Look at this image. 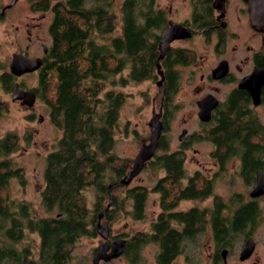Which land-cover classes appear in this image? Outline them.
<instances>
[{
    "label": "trees",
    "instance_id": "1",
    "mask_svg": "<svg viewBox=\"0 0 264 264\" xmlns=\"http://www.w3.org/2000/svg\"><path fill=\"white\" fill-rule=\"evenodd\" d=\"M156 1L121 0L117 4L116 0H64L53 4L49 26L51 43L42 55L37 84L30 88L47 105L49 119L61 133L46 155L41 191L43 211L53 214L37 216L31 204L10 199L9 179L17 177L22 184L25 180L24 170L7 159L20 148V137L7 131L0 137V190H3L0 192V264H26L30 247L19 245L31 232H36L40 238L38 264H67L76 240L94 232L88 222L90 210L84 195L90 187L94 189L96 199L93 211L102 208L108 216L109 209L103 205L107 198V183L111 180H107V173L113 169L115 179H120L125 171L123 165L114 166L119 157L113 147L120 107L126 95L110 86H125L128 81L139 83L154 78L159 33L166 25L165 14L156 6ZM117 24H120L119 32ZM172 56L169 53L163 61L167 71L174 61L183 62L187 58L180 54L173 60ZM4 68L0 61L3 70L0 81L3 89L9 91L16 81ZM126 68L129 72L124 76L122 73ZM175 74L171 73L169 86H165L167 112L177 87ZM1 105L0 116L6 109ZM227 120L228 123L224 120L216 131L218 148L239 140L245 147L243 168L250 172L256 168L264 171V146L251 142L249 133V137L242 133L260 134L258 125L245 124L240 119ZM22 140L29 144L26 135ZM154 164L164 167L172 177L170 188L161 190L170 197V189L184 173L182 160L160 157ZM199 179L202 177L197 175L195 182L191 181L187 189L179 192L178 198L204 199L210 196L213 182L204 178V182H200ZM200 185L203 186L201 189ZM117 186L120 184L116 183ZM146 192L137 187L129 193L135 201L133 216L136 218L143 216ZM214 201L211 215L214 239L216 243H222V204L220 199L214 198ZM251 212L252 206L246 207L238 213V220L248 217ZM238 227L237 224L233 226L235 234Z\"/></svg>",
    "mask_w": 264,
    "mask_h": 264
},
{
    "label": "flooded vegetation",
    "instance_id": "2",
    "mask_svg": "<svg viewBox=\"0 0 264 264\" xmlns=\"http://www.w3.org/2000/svg\"><path fill=\"white\" fill-rule=\"evenodd\" d=\"M26 1H28L29 3L31 11H39L41 13L36 19L32 18V28H37L38 25H40L39 21L41 19L43 20L48 15L51 14L53 17L52 6L47 3L49 2V0H46L47 2L45 4H42L37 0ZM173 1L174 0H172V2ZM18 2L19 0H11L9 4L4 5L0 12V16L5 12H8L9 8L15 6ZM172 2L167 6L168 9L161 8L156 4L160 9L163 10L165 14L166 25L164 28H166L169 25V21H171L173 24H180L188 29L190 32V36L180 40H173L170 43V48L166 51L164 57L159 61L164 76L161 85H158L160 74L157 72L155 59V76L154 78H150V80L155 79L156 74L159 76V78L155 80V84L161 90V97L159 100L158 110H153L155 112H159L160 109H162V114L160 117V120L162 122V133L156 149H158L159 147H164V145H166L167 143L165 134L168 129V125L166 123L168 112L166 110L167 106L164 103V91L165 86L167 84V86H169L171 73H176L175 75L177 78V87L172 97L178 91L181 71L179 67L190 68V78L194 82L191 88L192 95L194 103L197 107V117L199 120V125L202 127V129L195 132L193 135H188L189 133L187 128H183L182 130H185V135L181 139H179V135L181 134L182 130L178 135L179 148L170 150L169 146H167L168 150L161 153L160 155H155L154 153V155L144 164L143 168H145L148 164H154V159L157 157H161L163 158V160L172 158V160L174 161H176V158L179 157L182 160V168L184 170V152L191 142V140H188L189 142L187 141V143L185 138L189 137L190 139L191 137H193V141H208L213 145V149L210 152V155L214 160L218 162L217 164L220 166L218 168L222 172L228 170L226 165L228 164L230 159L237 161L238 168L236 170H238L239 174L243 178L244 182L248 185L249 189H247L245 191V194H243L242 196L237 194V198L235 199L236 201L232 205L233 207H229L228 203H226L225 201H221V215L224 223V231L222 243H216L214 239L211 216L213 206L203 208L193 207L187 210L176 209L180 201L191 199L178 198V196L181 190L187 189L190 186L191 181L195 182V178L197 175L201 176L198 170L193 172V174L189 176H187L184 171L183 176L177 178L176 185L178 186V189L176 191H178V194H171V192V196L169 195L170 197H168L165 193L167 188L166 184H169L172 181V177H170L171 175L166 172V169L164 167L159 166L165 171V175L160 177L149 191L140 184H135L132 186L129 185L136 176L127 185H124L120 182V180L127 174V172L131 170V166L130 169H125L124 175L121 176L120 179L114 178L107 183V196H109L110 192L116 188V183H119L120 186L117 187L124 188L125 197L121 200H119V198L117 199L116 197L114 198V196L108 197L109 201L104 205L105 208L109 209L107 217L105 216L104 212H99L96 216L95 222V216H90V213L88 215V222L90 223L92 228H94L93 235L97 234L102 239L94 249L92 258L97 255L99 249L98 247L100 244L104 243L105 245H107V253H109L113 247L114 242L121 240L123 241V244L120 246L122 251L118 256L113 257L109 260H100L99 264H101L102 262H109L113 259L124 256L128 258L131 263H134L137 260L139 261V258L141 257V249H143L144 245L149 243L157 245V252L155 254L156 264H174V262L180 257L183 258L185 264H200L199 260L195 258V254H193L191 246L193 242H195L196 236L201 234L206 235V240L203 243L205 244V248L209 247L211 250V253L207 256L206 264H224L222 258L223 251L226 254L225 258L227 264V256L233 245V239L235 235L233 226H236V224L239 226L235 231L236 234H243V241L240 246L238 259L242 262H247L253 257V254L256 251L255 248L257 246V241L253 228L255 223L259 219L260 207L258 204L259 201L264 197V193L256 197L252 196L251 193L257 184V173H261L264 182V171L260 168H256L253 170V172H250L249 170L246 171L243 168L244 165L242 156L245 154V147L243 142L241 143V141L236 140L232 144L229 142L218 148V134L216 131L222 123H224L225 121L228 123L227 119H240L245 124L255 123L258 125L260 134L256 133L253 135V132L250 133L247 131H242V133H246V135L249 133L250 135H248L250 137L248 135L247 136L249 137V140L251 142L257 145L264 146V111L261 114L258 110L259 107L264 105V25L262 29L259 30L254 29L250 25V16L248 13L247 4L244 0H222L216 2L215 4L214 0H180L178 2L179 5L175 8H173ZM180 8H183L184 11L188 13V15L181 20H174L173 18H171L170 15L172 13L179 14ZM163 29L159 33V41L157 45L158 54L160 35ZM26 32L28 34L27 40L30 41L32 29L27 28ZM180 41L191 42L192 47L184 45L173 46L175 43H179ZM199 48H201L204 53H199ZM186 50H189V52L187 53ZM19 53L27 55L25 54L26 52ZM169 53L173 55L171 58L173 60L179 57L180 54L186 55L187 58H185L183 62L174 61L170 64V71H167L168 69L165 68L163 61L164 59H166V57H168ZM158 54L156 55L157 57ZM128 72L129 70L127 71V73ZM252 92L255 94L256 92H258V96H255V98H253L251 94ZM208 98L211 102H217V105L211 109L209 120L205 121L201 120L199 117V103ZM254 99L258 100L259 102L257 104H254ZM254 137L257 139L256 141H252ZM185 144L186 147L184 146ZM173 156L176 158H174ZM250 157L252 158L251 154ZM255 157L256 156H254V161ZM262 160L264 161V155ZM234 166L236 167V164ZM202 178H204V176ZM183 179L185 180L184 184H182ZM204 179L212 181L209 178ZM201 185L199 189L203 187H201ZM137 187H141L147 191L143 216L140 218H136L133 216L135 201L132 195H129V193H133V190ZM162 189H165V191H161ZM151 191L154 193H158L159 195L160 211L154 218V220L150 222L148 226L149 230L136 231L129 236L125 234L124 237L121 235L111 234L109 222L112 221V217L111 215H109L110 210L114 209L115 211H124L125 213L129 214L130 217L134 220H143L146 216V202L148 193ZM176 196L177 199H175ZM127 203H129V208H127ZM248 206H252V212L248 215V217H244L241 220H238V213L243 211V209ZM180 214L186 215L181 217ZM102 215L105 216L106 220L104 221H106L108 224L107 238H103L100 235L98 229L99 222L97 223V220ZM154 235L156 237H154ZM157 238H159V240H157ZM249 238L253 240L254 249L248 257L240 259V253ZM207 239H209V242H207ZM187 243L191 244L190 248L186 247ZM200 248L203 250L202 245ZM31 259L34 258H28L26 264ZM34 260L37 262L36 259ZM251 262H253V264L257 263V261L255 260H251Z\"/></svg>",
    "mask_w": 264,
    "mask_h": 264
},
{
    "label": "rangeland",
    "instance_id": "3",
    "mask_svg": "<svg viewBox=\"0 0 264 264\" xmlns=\"http://www.w3.org/2000/svg\"><path fill=\"white\" fill-rule=\"evenodd\" d=\"M42 4H45L46 0H37ZM62 2L64 0H49L47 2L50 6H53L56 2ZM180 0H157L156 4L164 9H168L169 3L172 2L173 8L178 6ZM11 0H0V12L4 5H7ZM121 0H116V3H120ZM156 5V6H157ZM157 6V7H158ZM116 6V10H117ZM8 10V9H7ZM6 13V14H5ZM0 16V61L5 65L4 70L8 71L11 56L15 52H26L29 57H41L43 53V46L48 47L51 43V37L49 34V24L51 22L52 15H48L42 21L37 28H32V18H37L41 13L39 11L33 12L30 9L29 3L26 0H19V2L9 8L8 12H5ZM188 13L180 8L179 14L172 13L170 16L174 20H181ZM117 18V17H116ZM117 21L119 19L117 18ZM27 28L32 29L30 35L31 40L28 41ZM120 31V24H117V32ZM179 44V45H177ZM191 46V42L183 41L175 43L173 46ZM27 46V48H26ZM192 47V46H191ZM201 47V46H200ZM188 53L189 50H186ZM199 53L204 51L199 48ZM180 80L178 91L172 97V104L168 110L166 123L168 129L166 131L167 143L164 147L155 149V155L168 150H175L179 148L178 135L183 128H187L188 135H193L195 132L200 131L202 127L199 125L197 117V107L193 100L192 86L194 82L190 78V68L179 67ZM3 70L0 69V73ZM128 69L123 71V75H127ZM159 76L156 74V78L153 80H143L139 83L128 81L125 86L119 84L110 86L115 90H121L125 93L126 98L120 107L118 128L115 132V144L113 152L119 157V162L114 166H124L126 170L132 166L133 159L138 153L143 144H147L150 137V129L148 121L152 116V110H158L159 100L161 97V90L156 86L155 80ZM15 81L21 88L30 89L37 84V71L29 74H24L19 77H15ZM108 87V88H110ZM12 90H5L2 87L0 81V104L4 109L3 114L0 116V137L7 131L15 132L20 137V148L18 151L13 152L7 156V159L14 162L16 167H21L24 171V180L22 184L17 177L9 179L7 188H9L10 199L19 202L24 201L31 204L32 208L36 211L37 216H49V214L43 211L41 207V190L43 189V172L45 168V158L48 152L52 149V144L57 138L60 137V131L51 123L48 116V107L39 98L36 99L32 109L22 106L19 101L11 100ZM259 113H263L264 105L258 108ZM42 118V119H41ZM26 135L29 139V144L22 140V136ZM191 137L185 138L186 142L191 140L188 147L185 149L184 154V171L187 176L192 175L193 172L199 171L200 175L204 178H209L213 182V193L204 199H185L179 202L176 209L187 210L189 208L197 207H212L214 206V198L225 201L229 204V207H233V203L236 201L237 194L242 196L245 191L249 189L248 185L244 182L243 178L239 174L238 162L230 159L226 165L227 171H221L216 160H214L210 152L213 149V145L208 141H193ZM254 137L252 141H256ZM189 142V141H188ZM187 142V143H188ZM186 143V144H187ZM186 144L184 145L186 147ZM154 163L157 162V158L154 159ZM236 164V167L234 166ZM216 172V173H215ZM107 180H113L114 171L109 169ZM165 175V171L161 167L148 164L143 170L131 181L129 185L140 184L147 190H151L158 179ZM110 180V181H111ZM200 182L202 179H199ZM185 180H182V184ZM170 188L169 184H166ZM199 187V186H198ZM178 189L177 185H174L173 189H170L172 194L176 193ZM3 190H0V192ZM86 205L90 210V216H96L101 210L93 211L95 203V192L92 187L84 191ZM109 196H114L119 200L125 197V190L122 187H116L110 192ZM109 196L105 199L103 205L109 201ZM231 202V204H230ZM129 208V203L126 204ZM260 214L259 219L255 223L253 231L256 237L257 246L253 257L247 261L242 262L238 259L240 246L243 241V234H235L233 239V245L227 256V264H253L251 260L257 261L256 264H264V197L259 201ZM160 211L159 195L158 193L149 192L146 202V216L143 220H134L129 214L124 211L110 210L112 221L109 222L110 231L113 235H121L124 237L135 233L136 231H148V226L152 220L157 216ZM106 216V215H105ZM105 216L98 218L97 223H102ZM107 217V216H106ZM108 219V218H107ZM108 221V220H107ZM99 235H82L80 236L71 248V255L67 264H91V258L94 253V249L101 242ZM206 240V235H197L195 242L191 246V242L186 244L187 248H190L195 254L200 264H206L207 256L211 253L209 247L205 248L203 244ZM202 242V243H201ZM209 242V239H207ZM40 238L36 232L28 233L23 243L19 246L29 245L30 255L28 258H34L37 260L39 252ZM201 243V244H200ZM200 244V245H199ZM203 246V250L200 248ZM157 252V245L149 243L144 245L141 249L139 261L131 263L128 258L119 257L109 262H102L101 264H156L155 254ZM174 264H185L182 257L178 258Z\"/></svg>",
    "mask_w": 264,
    "mask_h": 264
},
{
    "label": "water",
    "instance_id": "4",
    "mask_svg": "<svg viewBox=\"0 0 264 264\" xmlns=\"http://www.w3.org/2000/svg\"><path fill=\"white\" fill-rule=\"evenodd\" d=\"M222 0H214V4ZM247 4L248 13L250 16V25L256 29H262L264 25V0H244ZM190 36V32L188 29L183 27L180 24H173L169 21V25L163 29L160 35L159 42V54L156 58V66L157 72L160 74V80L158 81V85L162 83L164 76L160 66L159 61L164 57L166 51L170 48V43L173 40H180ZM43 52H47V48L43 46ZM42 57H28L19 52H15L11 56L10 64L8 67V72L14 77H19L24 74H29L37 71L42 65ZM254 77V76H253ZM253 98L258 96V92L251 93ZM36 93L31 89L21 88L18 83H15L12 92H11V100L19 101L22 106H26L29 109H32L34 103L36 101ZM209 101V102H208ZM254 104H257L259 101L254 99ZM217 105V102H211L208 99H204L199 103V117L201 120H209L210 111ZM162 114V109L159 112L152 111V116L148 121V126L150 128V137L147 144H143V146L139 149L137 155L134 158L133 165L131 170L127 172V174L120 180V182L124 185H127L135 176L139 174L142 170L144 164L154 155L155 149L158 145L159 138L162 133V122L160 120ZM42 119V118H41ZM185 135V130H182L179 135V139H181ZM264 193V182L262 179L261 173H257V184L253 189L251 195L256 197ZM99 233L103 238H107L108 235V224L106 221L102 223H98ZM123 241H116L113 243V247L109 253H107V245L104 243L99 245L98 253L95 257L92 258L91 264H99L100 260H109L113 257L118 256L122 249L121 245ZM254 249V243L251 238H249L243 250L240 253V259H244L248 257ZM226 254L223 251V261L226 264ZM27 264H37L34 259H31L27 262Z\"/></svg>",
    "mask_w": 264,
    "mask_h": 264
}]
</instances>
